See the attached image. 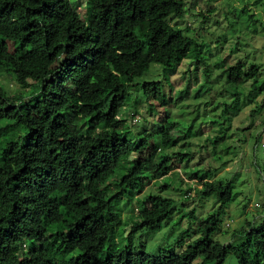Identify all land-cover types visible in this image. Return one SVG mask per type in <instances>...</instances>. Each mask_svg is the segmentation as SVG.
I'll use <instances>...</instances> for the list:
<instances>
[{"label":"trees","instance_id":"obj_1","mask_svg":"<svg viewBox=\"0 0 264 264\" xmlns=\"http://www.w3.org/2000/svg\"><path fill=\"white\" fill-rule=\"evenodd\" d=\"M69 1L0 0V72L22 89L31 86L25 101L0 88V120L25 129L0 152V264H224L228 255L236 264H264V224H246L248 230L233 232L226 245L214 239L233 184L211 178L195 192L213 197L217 210L203 218L194 210L181 214L175 225L186 216L188 229L156 256L145 246L134 247L138 232L165 227L162 220L174 205L161 193L137 196L167 178L174 163L190 161V154L169 150L200 130L174 136L176 124L166 113L163 123L132 133L124 110H134L141 100L155 114L166 101L161 73L179 59L192 60L197 69L206 57L195 39L170 22L184 16L183 0H88L83 19L71 9L62 20H50L51 7ZM247 15L254 23L253 14ZM151 64L160 66V75L143 82L128 106L131 90ZM221 67L234 97L224 109H237L239 86L252 81L251 91H258L260 66ZM38 71L44 72L39 79ZM116 176L110 188L107 182ZM170 187L162 182L159 190ZM120 227L129 228L124 246L118 242Z\"/></svg>","mask_w":264,"mask_h":264},{"label":"rangeland","instance_id":"obj_2","mask_svg":"<svg viewBox=\"0 0 264 264\" xmlns=\"http://www.w3.org/2000/svg\"><path fill=\"white\" fill-rule=\"evenodd\" d=\"M183 1L184 16L181 19L172 18L170 22L178 26L184 36L200 44L205 62L195 69L192 60L179 59L172 69L162 73L158 64H151L149 70L136 81L139 84L137 90L129 87L128 106L133 105V98L140 96L141 84L157 79L161 73L166 98L163 107L153 114L148 112V104L140 100L134 110L126 108L123 114L125 128L132 133L151 129L155 123H163L166 113L169 121L176 124L172 131L174 136L183 137L188 131L195 133L200 130L198 135L181 139L176 147L169 150L171 153L190 154V161L187 164L174 163V170L167 178L152 183L137 196L141 198L146 194L161 193L174 200L168 218L162 220L164 228L153 234L138 232L133 239L136 249L145 246L147 254L151 256H156L162 248L172 246L178 235L188 229L186 216L180 226L175 225L181 214L194 210L197 218H203L219 208L213 197L202 199L196 196L195 189L200 188V183L208 178L217 184H233V199L221 211V225L214 236L216 241L229 244L233 232L248 230L246 224L253 229L264 224V12L261 9L264 1ZM87 2L70 0L63 6L53 5L49 18L60 21L73 9L83 19ZM243 8L248 9L247 14H253L254 23L249 21L247 14L242 13ZM237 62L243 63L246 68L252 63L260 66L256 79L258 91H251L252 81L239 86L237 109L225 110V104L231 103L234 97L226 91L227 82L221 66H231ZM42 76L44 72L38 71L36 78ZM0 88L9 96L22 94L25 97L23 101L29 98L31 92V86L20 88L5 72H0ZM185 90L187 94L183 93ZM120 91L121 88L117 90L118 93ZM229 91L234 92L233 88H229ZM132 113L139 118L136 123L132 122ZM145 117L147 123L143 121ZM143 125L140 129L139 126ZM24 133L25 129L12 121L0 120V152L9 140ZM137 157L134 154L130 161L135 163ZM116 180H119V176L107 182L110 188ZM162 182L171 185L168 191L160 192ZM135 200L132 201V208L136 206ZM133 213L136 214V210ZM129 215L128 209L123 211L122 220L126 221ZM195 228V224H192L193 232ZM128 229L120 227L118 231L121 235L118 242L122 246L126 244L124 236ZM198 263L199 260L194 262ZM224 264H236L235 258L228 255Z\"/></svg>","mask_w":264,"mask_h":264},{"label":"built area","instance_id":"obj_3","mask_svg":"<svg viewBox=\"0 0 264 264\" xmlns=\"http://www.w3.org/2000/svg\"><path fill=\"white\" fill-rule=\"evenodd\" d=\"M134 121H136V120H134ZM228 226V225H227Z\"/></svg>","mask_w":264,"mask_h":264}]
</instances>
